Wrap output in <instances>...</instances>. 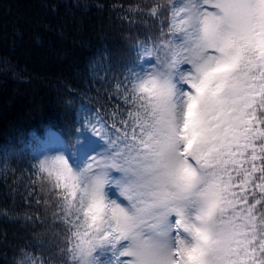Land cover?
<instances>
[{
    "label": "snow or ice",
    "instance_id": "snow-or-ice-1",
    "mask_svg": "<svg viewBox=\"0 0 264 264\" xmlns=\"http://www.w3.org/2000/svg\"><path fill=\"white\" fill-rule=\"evenodd\" d=\"M150 14L162 36L133 44L120 126L85 108L99 127L36 160L65 225L61 264H264V0Z\"/></svg>",
    "mask_w": 264,
    "mask_h": 264
},
{
    "label": "trees",
    "instance_id": "trees-1",
    "mask_svg": "<svg viewBox=\"0 0 264 264\" xmlns=\"http://www.w3.org/2000/svg\"><path fill=\"white\" fill-rule=\"evenodd\" d=\"M157 3L169 0H0V264L65 259L55 198L22 150L48 132L72 143L80 104L109 131L114 119L120 126L113 113L127 105L117 82L133 44L161 38Z\"/></svg>",
    "mask_w": 264,
    "mask_h": 264
},
{
    "label": "rangeland",
    "instance_id": "rangeland-1",
    "mask_svg": "<svg viewBox=\"0 0 264 264\" xmlns=\"http://www.w3.org/2000/svg\"><path fill=\"white\" fill-rule=\"evenodd\" d=\"M145 67H151V65L146 64ZM85 107L91 110V117L97 116L95 113L92 112V109L89 106L80 104L78 106L79 113L77 114V121L81 125L80 129L86 126L89 130H91L92 125L96 124V122L95 120H92V124H87V122L83 120V112H84ZM96 127H99V125L96 124ZM57 140L62 141L63 143L61 145H57L55 143V141ZM67 145H69V143H65L57 133L55 134V133L49 132L46 135L45 139L42 141L36 138L33 139V141L28 145V148H25V150H22L23 151L22 154L24 156L26 155L34 159V161L36 162L37 159L44 158V152H43L44 149L51 148L52 150L48 152V155H56V154H60L59 152L56 151V148L60 147L62 152L70 156V151L68 150ZM26 153H30V154H26ZM72 159H75V157H72ZM70 162H71V159H70ZM29 176H33V173L30 172ZM109 197L111 199H117L121 203H126V201H124L123 198L120 197L118 190L115 189L114 187H111L109 189ZM28 264H41V263H39L35 258L30 257V259L28 260Z\"/></svg>",
    "mask_w": 264,
    "mask_h": 264
},
{
    "label": "clouds",
    "instance_id": "clouds-1",
    "mask_svg": "<svg viewBox=\"0 0 264 264\" xmlns=\"http://www.w3.org/2000/svg\"><path fill=\"white\" fill-rule=\"evenodd\" d=\"M85 108H87V107H85ZM92 112L95 113L93 110H92ZM78 113H79V110H78ZM95 114H96V113H95ZM48 133H49V132H48Z\"/></svg>",
    "mask_w": 264,
    "mask_h": 264
}]
</instances>
